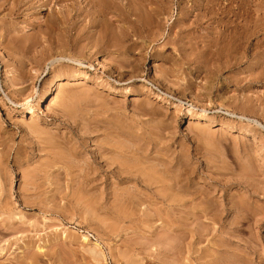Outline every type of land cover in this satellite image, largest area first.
<instances>
[{
    "label": "rangeland",
    "instance_id": "rangeland-1",
    "mask_svg": "<svg viewBox=\"0 0 264 264\" xmlns=\"http://www.w3.org/2000/svg\"><path fill=\"white\" fill-rule=\"evenodd\" d=\"M34 2L0 9V264H264V0L210 1L223 54L192 0Z\"/></svg>",
    "mask_w": 264,
    "mask_h": 264
},
{
    "label": "bare ground",
    "instance_id": "bare-ground-1",
    "mask_svg": "<svg viewBox=\"0 0 264 264\" xmlns=\"http://www.w3.org/2000/svg\"><path fill=\"white\" fill-rule=\"evenodd\" d=\"M1 1V0H0ZM50 1L51 0H37V3L38 2H42V5H41V9L42 10H44L45 9V7H48L49 6V4H50ZM59 1H61V0H59ZM84 2H87V4L88 5H91L92 7H94V8H96V9H102V6H105V5H107V4H105V5H100V4H102L103 2H101V0H83ZM192 1H195V4H194V2H193V4L195 5V11L194 12H196L194 15V17H195V20H194V18H193V23H192V31L190 30V36H187V38H190V40H191V44L192 45H194L193 47H195V44H196V48L197 47H200V46H197V45H200V44H204V45H202L203 47L204 46H206V48L207 47H209V48H212V47H214L215 46V48H217L218 49V51H219V48L218 47H216V46H219L221 43H223V42H220V40H216V41H218V42H220V44L218 45L217 43L218 42H216L215 43V40H214V36L216 35H214V32H212V31H210L211 29L209 28V27H207V28H205L203 25H204V23L206 22V20H204L203 21V19H205L204 17H208V16H210V12H212L213 13V11H211L210 9H209V3H210V1L211 0H192ZM11 1L10 0H5L4 2H0V9H4V11L5 10H7V14L8 15H10V14H14V13H16V12H20L21 11V9L23 8V6L24 5H27L26 6V11L28 10V12H31L30 14H32V13H37V12H39V11H35V10H37L36 9V2H34V0H27V2L25 1L24 2V5H23V3H22V1H20L19 2V0H17V1H15V0H13V2L12 3H10ZM104 2H105V0H104ZM5 3H8L7 5L5 4ZM109 7L110 8H112L111 7V5H109ZM193 7V6H192ZM116 8V7H115ZM210 8H211V5H210ZM31 9H32V11H31ZM103 9H109L108 8V5H107V8H106V6H105V8H103ZM94 11H91L88 15L89 16H95V14L96 13H98L99 14V16H101L100 14V12L98 11V10H95V9H93ZM111 10V9H110ZM191 11V10H190ZM9 12V13H8ZM74 12V10L73 9H70V14H72ZM192 12V11H191ZM193 12V13H194ZM53 13V12H52ZM38 14V13H37ZM105 16V15H104ZM104 16H101V17H104ZM152 15H150V17H151ZM64 17V16H63ZM149 17V18H150ZM193 17V16H192ZM213 17V16H212ZM65 18V17H64ZM203 18V19H202ZM61 19L62 18H59V16L57 17V16H55V15H49V16H45V26H46V28L47 29H50V28H53V27H55V25H57V24H59V22L61 23V22H64L65 20H63L62 19V21H61ZM208 19H210V18H208ZM148 20V19H147ZM150 20V22L149 21H147L148 23H151L152 21H151V19H149ZM153 20V19H152ZM211 21V20H210ZM209 21V22H210ZM154 23V22H153ZM190 23V25H191V22H189ZM189 23H188V25H189ZM211 23H212V21H211ZM62 25V24H61ZM207 25V24H206ZM53 26V27H52ZM189 27V26H188ZM190 29H191V27H189ZM202 30H204L205 32H203ZM212 30H213V28H212ZM214 31V30H213ZM216 33V32H215ZM221 33V32H220ZM220 36V35H219ZM220 38V37H219ZM216 39V38H215ZM221 41H223V40H221ZM202 42V43H201ZM224 45H226L225 43H224ZM224 45L222 46L225 50H227V47L225 46L224 47ZM221 46V45H220ZM196 48H193V49H195L196 50ZM205 48V49H206ZM209 48H207V49H209ZM214 48V49H215ZM223 48H221L222 50H223ZM206 49V50H207ZM221 50V51H222ZM217 51V52H218ZM221 51H219L218 52V54H221L222 52ZM224 51V50H223ZM213 52H215L216 54H217V52H216V50L215 51H213ZM221 52V53H220ZM217 54V55H218ZM223 54V53H222ZM211 55H213V54H211ZM214 56H216V55H214ZM213 56V57H214ZM219 56V55H218ZM217 56V57H218ZM212 57V58H213ZM211 58V59H212ZM214 58H216V57H214ZM213 58V59H214ZM73 79V78H72ZM126 93H129V94H134V93H136V92H134V90H126ZM236 98V97H235ZM54 99L55 98H53L52 100H51V102H50V104H49V106L51 107V106H53V105H55V102H54ZM232 99H234V98H232ZM239 100V99H238ZM245 100V99H244ZM244 100L242 99V101L244 102ZM232 101V100H231ZM234 101H235V99H234ZM236 101H237V99H236ZM238 102V104H239V101H237ZM247 103L248 102H250V100H247L246 101ZM241 104H245V102L244 103H242L241 102ZM240 105V104H239ZM252 105V103H250V105L249 106H251ZM241 106V105H240ZM244 107V109H248V108H245V107H249V106H247V104H246V106L245 105H243ZM242 107V106H241ZM252 107V106H251ZM254 107H252V110H250V111H254L256 108H254ZM249 109H250V107H249ZM255 112V111H254ZM207 120H209V118H206ZM105 145H103V147H101V146H99L98 147V157H100L101 159H99V158H97V155H96V160H95V163L97 164L96 165V167L94 168L95 170H94V175H95V177L97 176L96 175V173H98V176L97 177H99V178H102V180L101 179H99V178H97V180L99 179V180H101L100 182L101 183H103L104 181H105V183H107L108 181H109V179L111 178V177H115V178H117L118 180H120L121 182L122 181H128V179H129V177H125V175L127 176V175H131L130 177H137V179L135 180L136 181V183L137 184H144V185H148V186H154V184H155V182L157 183L158 181L154 178V177H152L151 178V176H150V179H148L149 178V176H148V178H146L147 176L145 175V173H142L140 170H135V172H133L134 174L133 175H135V176H133L132 174H130V171H128L127 170V168H128V166L127 165H125L126 163H125V161H122V162H120L119 164H121V163H123V165H124V167H126V169L125 168H123L122 167V165L120 166L119 165V167L117 166L118 164H115V162H117L116 160H115V162L113 161V160H111L110 161V159L108 158V153H110V149H111V147L109 146V145H106V147L108 146L109 148H106V147H104ZM113 148V147H112ZM115 149L117 148V147H114ZM113 148V149H114ZM113 149H112V151H113ZM10 151H11V149H9ZM13 150V149H12ZM15 150V149H14ZM77 150V149H76ZM95 150V151H96ZM118 150H120V151H122L121 149H119L118 148ZM116 150H114V152H115ZM125 150H123V153H125L124 152ZM107 154H106V153ZM114 152H111V153H114ZM118 152V151H117ZM126 152H127V150H126ZM94 153H96V152H94ZM103 153H105V154H103ZM14 154H15V152H14ZM19 154V152H17V155ZM118 154H120V155H122V156H125L126 157V154H122V153H118ZM11 155V154H10ZM16 154H15V156L14 157H16L17 156ZM105 155V157H106V155H107V157H106V159L103 157V156ZM129 155V154H128ZM1 157V156H0ZM14 157H13V159H14ZM2 158V159H1ZM0 158V160H3V157H1ZM6 158H7V156H6ZM108 158V159H107ZM17 160L16 161H18V158H16ZM95 159V158H94ZM111 159H112V157H111ZM98 160H102L101 162H97ZM113 161V162H112ZM118 167V168H112V165H114V164ZM125 163V164H124ZM4 164V163H3ZM93 164V163H92ZM95 165V164H94ZM93 166V165H92ZM0 168H2V166H1V164H0ZM129 169V168H128ZM130 170V169H129ZM132 172V171H131ZM138 172H141V173H138ZM133 179V178H132ZM131 179V180H132ZM154 179L156 180L155 182H154ZM103 181V182H102ZM98 182V181H97ZM99 182V183H100ZM100 183V184H101ZM0 185H1V183H0ZM157 185V184H156ZM96 186V185H95ZM151 188H153V187H151ZM5 190V187L3 188L2 187V185H1V187H0V191H4ZM124 194V193H123ZM124 196V195H123ZM126 197V196H125ZM125 197H123L124 198V201H122V202H124L125 203V201H127L126 202V204H128L129 202H128V198H126V200H125ZM131 202V201H130ZM124 203H122V204H124ZM132 204H134V203H132ZM131 204V205H132ZM205 204H207V203H205ZM111 205V204H110ZM112 205H116V204H113L112 203ZM111 205V206H112ZM125 205V204H124ZM130 205V204H129ZM206 211L208 210V208L207 209H205ZM206 211H205V213H206ZM206 215V214H205ZM209 215V214H208ZM207 216V215H206ZM17 218V217H16ZM21 218L19 217L18 218V220H20ZM22 220V219H21ZM9 222V223H8ZM8 222H6L7 224H8V226L6 225V229H9L10 228V226L9 225H11L10 223H13V222H10V221H8ZM7 227H9V228H7ZM85 236V235H84ZM82 242H84V243H89V240H88V237H83V241ZM96 244V243H95ZM94 244V245H95ZM42 250V248H40V252L42 253L43 251H41ZM1 251L2 250H0V253H1ZM3 251H4V249H3ZM2 251V252H3ZM89 252L90 253H94L95 252V250L94 249H90L89 250ZM33 257H35V254H34V256ZM36 258V260L38 259V256H36L35 257Z\"/></svg>",
    "mask_w": 264,
    "mask_h": 264
}]
</instances>
